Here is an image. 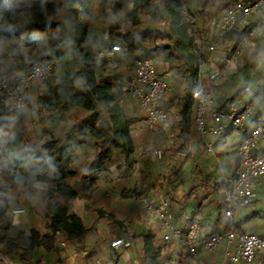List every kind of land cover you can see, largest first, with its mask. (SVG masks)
<instances>
[{"label":"clouds","instance_id":"clouds-1","mask_svg":"<svg viewBox=\"0 0 264 264\" xmlns=\"http://www.w3.org/2000/svg\"><path fill=\"white\" fill-rule=\"evenodd\" d=\"M209 258L264 264V0H0V264Z\"/></svg>","mask_w":264,"mask_h":264},{"label":"rangeland","instance_id":"rangeland-1","mask_svg":"<svg viewBox=\"0 0 264 264\" xmlns=\"http://www.w3.org/2000/svg\"><path fill=\"white\" fill-rule=\"evenodd\" d=\"M99 215H100V216H105V215H107V213H105V212H103V210H101V211L99 212Z\"/></svg>","mask_w":264,"mask_h":264},{"label":"trees","instance_id":"trees-1","mask_svg":"<svg viewBox=\"0 0 264 264\" xmlns=\"http://www.w3.org/2000/svg\"><path fill=\"white\" fill-rule=\"evenodd\" d=\"M209 264H212L211 258H209Z\"/></svg>","mask_w":264,"mask_h":264}]
</instances>
